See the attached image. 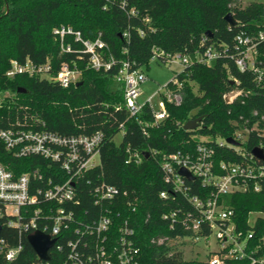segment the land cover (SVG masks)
<instances>
[{"label": "trees", "instance_id": "obj_1", "mask_svg": "<svg viewBox=\"0 0 264 264\" xmlns=\"http://www.w3.org/2000/svg\"><path fill=\"white\" fill-rule=\"evenodd\" d=\"M121 1L0 0V131L33 129L77 136L102 132L101 163L81 179L87 190L79 194L80 216L68 236L73 238L75 228L81 224L98 220L99 215L92 217L83 211H99V207L93 206L91 188L106 181L128 192L124 203L122 200L114 203V211L122 212V216L114 217L113 222L129 220L135 228L139 264H202L198 259H185L183 251L168 243L152 241L167 233L171 236L177 233L162 219V213L176 204L160 196L163 190H170L163 180L160 158L163 153L195 151L200 137L216 145L217 139L233 137L237 131L247 134L242 149L248 156L255 147H264V87L251 70H240L233 57L238 33H255L263 28L264 3L253 1L243 6L242 0H127V8H122ZM132 6L137 11L133 15L129 11ZM229 12L235 25L226 20ZM62 24L80 30L84 37L101 34L107 44V57L114 60L111 67L96 70L88 66L86 53L62 52L53 33ZM209 46L220 50L222 55L210 64L197 61V56ZM74 48L81 49L82 44L76 42ZM156 50L179 52L192 60L173 78L181 83L180 87L173 79L167 83L168 89L180 93L182 101L176 104L165 97L168 115L159 123H155L153 105L149 102L137 115L130 114L125 104L124 83L118 79L124 62L129 61L133 68L148 65ZM258 53L257 63L264 67V41ZM29 58L37 63L50 60L53 75L64 62L77 65L82 70L81 78L65 87L53 77L7 75L13 59ZM156 59L164 62L162 57ZM236 87L247 93L227 103L225 95ZM20 88L26 91H19ZM199 116L202 120L196 129H184L187 121ZM119 132H123L124 139L117 143L115 136ZM216 147L217 161L245 160L232 145ZM135 150L143 155L141 162L126 163L130 151ZM154 151L156 155L152 154ZM146 152L151 154L145 157ZM0 161L16 176L36 167L46 176L52 175L50 170L58 164L43 157H16L1 138ZM89 178L93 183L87 186ZM191 192L200 194L194 182ZM132 200L137 204L136 210L129 205ZM223 201L234 210L232 219L237 230L246 234L251 227L248 223L251 212H264V187L260 192L226 194ZM4 221L0 219L1 237L8 247L21 241L23 249L13 260H7L0 251V264H39V256L28 240L30 232L20 233ZM256 228L257 236L264 237V218L257 219ZM208 232L205 228L201 233ZM112 237H117L115 230Z\"/></svg>", "mask_w": 264, "mask_h": 264}, {"label": "built area", "instance_id": "obj_2", "mask_svg": "<svg viewBox=\"0 0 264 264\" xmlns=\"http://www.w3.org/2000/svg\"><path fill=\"white\" fill-rule=\"evenodd\" d=\"M128 2L122 0L121 7L127 8ZM129 11L132 15L137 13L133 6ZM53 33L62 52L86 53L88 66L91 68L108 70L114 62L113 57H107V44L101 34L94 38L84 37L80 30L65 24L55 27ZM124 35L128 36V33ZM263 41L264 26L255 33L241 31L236 36V52L233 54L240 70H251L255 74V80L262 87L264 67L258 65L257 57L258 47ZM76 42L82 44L81 49L74 48ZM221 55L220 50L209 46L203 54L197 56V61L210 64ZM159 57L166 63L180 62L184 67L192 63L190 56L179 52L170 54L156 50L153 58ZM52 71L53 65L50 60L37 63L30 58L24 61L13 59L7 75L53 77L67 87L79 81L82 74L77 65L71 66L66 62L61 65L56 75H53ZM118 79L124 83L126 107L130 114L135 116L146 105L140 103L139 96L140 83L147 79V75L142 67L133 68L132 64L126 61L119 70ZM173 81L181 86L177 79ZM160 94L163 106L159 110L153 108L155 123H159L168 115L165 97L169 102L176 104L182 101L180 93L168 89L167 84ZM0 138L16 157H43L58 163L50 170L52 175L46 176L40 167H36L16 176L0 161V219L17 228L20 233L40 230L51 239H56L49 249V258L43 260L38 257L39 264H139L140 249L135 237V228L129 220L113 222L114 217L122 216V212L114 211V203L117 200L124 203V197L128 196L127 190H121L114 184L101 181L91 188L93 206L100 209L94 212L85 209L83 214L92 217L99 215V218L93 223L81 224L75 228L73 238L68 236L79 215L78 206L81 203L79 194L87 190V187H82L81 179L101 163V160L100 163L95 162L94 158L101 154L104 141L102 132L77 136L11 128L2 129ZM233 138L240 143L233 145L226 138H219L216 145L235 147L236 151L244 156L245 160L241 162L224 159L217 161L216 145L205 139L197 144L195 151L179 150L161 155L160 168L163 180L170 190H163L160 196L170 198L176 204L175 208L162 213V219L169 223L171 231L177 233L175 236L167 233L153 238L152 241L158 244L168 243L178 251H183L185 256L187 245L199 252L202 250L200 243L210 241V237L215 236V248L211 249L210 256L206 260L198 256L193 259L202 261V264H264V237H258L256 234L257 219L264 218V212H251L248 220L251 227L244 234L237 230V223L232 219L234 210L223 201L226 194L262 191L264 159L256 157L252 152L248 156L242 149L247 134L237 131ZM152 154L157 153L154 151ZM142 157L139 151H130L126 163L138 164ZM183 167L194 175L193 180L180 173ZM193 182L194 187L199 188L200 194L191 192ZM92 183V179L89 178L87 186ZM129 205L133 210L137 209L134 200L129 201ZM254 213L259 214L255 219L252 218ZM205 228L209 229L208 234L201 233ZM113 230L117 237H112ZM186 230H190L191 234L184 233ZM22 249L21 241L15 246L8 247L5 238L0 235V251L5 253L7 260L15 259Z\"/></svg>", "mask_w": 264, "mask_h": 264}, {"label": "rangeland", "instance_id": "obj_3", "mask_svg": "<svg viewBox=\"0 0 264 264\" xmlns=\"http://www.w3.org/2000/svg\"><path fill=\"white\" fill-rule=\"evenodd\" d=\"M253 1L264 3V0H242V5L245 6ZM183 68L184 65L180 62L166 63L159 61L156 58H152L148 65H142V70L146 73L147 79L140 83V103L144 104L149 101L155 110L161 109L163 105L161 104L162 96L160 92L163 87L174 78L176 72L183 71ZM7 95H9V93H7ZM200 138L204 139L205 137ZM122 139H124L123 132H119L115 136V141L120 143ZM94 159L95 162L100 163V155H96ZM258 215V213H254L252 214V218L255 219ZM215 242V236H211L210 241H202L199 245L202 250L199 252L193 250L190 245H187L185 250L186 259H193L198 256V258L206 260L211 254V249L215 248Z\"/></svg>", "mask_w": 264, "mask_h": 264}, {"label": "water", "instance_id": "obj_4", "mask_svg": "<svg viewBox=\"0 0 264 264\" xmlns=\"http://www.w3.org/2000/svg\"><path fill=\"white\" fill-rule=\"evenodd\" d=\"M226 20L229 21V24H231V25L236 24L234 16L231 12L227 13ZM81 82L82 81L78 82V84H80ZM19 91H26V89L20 88ZM246 93H247L246 90H243V89L236 87L234 89V91H230L229 93H227L225 95V100L227 103H233L234 100L238 96L246 94ZM201 120H202L201 116H199L195 119H191V120L187 121L186 124L183 125V127L186 130L196 129L197 126L200 125ZM227 141L230 144L232 143L233 145H238L240 143L236 139H234L233 137H228ZM252 153L256 157L264 159V148L263 147H259V146L255 147L252 150ZM148 155H149V152H146L145 157H147ZM180 173L190 180L194 179V175H192L190 173V171H188L184 167L180 169ZM1 231H2V225L0 223V235H1ZM28 240H29L31 246L33 247V249L35 250L36 254L39 256V258L46 260L49 258V254H48L49 249L54 245L56 239H51L48 234H46L40 230H36V231H34L28 235Z\"/></svg>", "mask_w": 264, "mask_h": 264}]
</instances>
